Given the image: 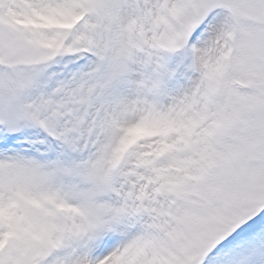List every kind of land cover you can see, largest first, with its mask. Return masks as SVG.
<instances>
[{
    "label": "snow or ice",
    "instance_id": "6c2138e0",
    "mask_svg": "<svg viewBox=\"0 0 264 264\" xmlns=\"http://www.w3.org/2000/svg\"><path fill=\"white\" fill-rule=\"evenodd\" d=\"M0 264H264V0H0Z\"/></svg>",
    "mask_w": 264,
    "mask_h": 264
}]
</instances>
